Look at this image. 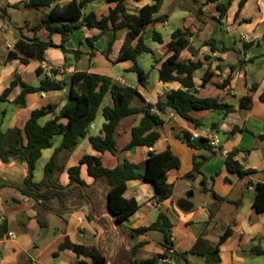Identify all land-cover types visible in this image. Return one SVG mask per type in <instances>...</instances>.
Returning a JSON list of instances; mask_svg holds the SVG:
<instances>
[{
	"label": "crops",
	"instance_id": "0c3cea01",
	"mask_svg": "<svg viewBox=\"0 0 264 264\" xmlns=\"http://www.w3.org/2000/svg\"><path fill=\"white\" fill-rule=\"evenodd\" d=\"M70 1L72 0H57L55 4L63 6ZM195 1L197 4L194 0H163L155 17L168 14V20L150 27L143 35L145 44L154 55H142L137 59V65L148 76L145 85L140 86L138 80L130 76L135 74L130 72L132 62L114 63L126 30L100 35L98 30L81 27L70 35L65 44L67 53L50 48L45 52V61L40 62L16 51L15 44L22 35L27 38L36 36L41 41H52L59 45L60 34L47 35L44 31H33L46 18L50 9L25 8L24 3L28 0H0V98L16 76L22 82L38 87L45 77L44 67L47 65L54 70L53 79L67 83L62 91L28 94L23 108L12 104L21 92V88L16 87L5 101H0L2 133L15 127L23 129L32 112L48 104L56 105V112H59L68 101L69 84L72 75L77 72L106 76L121 85L135 88L139 97L133 100L134 107L140 106L143 101L155 104L166 93L183 89L177 82L162 83L158 78L160 64L165 59L163 46L170 41L171 34L180 28L190 29L194 36L190 40V49L183 51L179 60L183 63H203L193 73V83L198 90L197 97L217 99L219 103L234 108L228 114L208 110L191 111L190 116L199 122L198 126L171 111L159 114L163 125L157 128L160 139L156 145L153 148L135 147L121 152L131 140L132 128L142 118L141 115L127 117L115 131L116 148L120 152L118 157L109 152H95L88 137L81 139L73 152L58 153L55 169L62 186L69 183L68 169L77 166L85 155L99 156L102 165L108 169L115 168L120 160L143 164L149 152L159 153L167 148L179 159L180 168L168 173V182L173 186L172 195L163 203L156 202L154 189L150 184L140 181L128 183L125 197L135 199L138 210L120 225L114 223L106 210V186L103 183L95 185L93 178L87 174L86 166L81 165L80 178L86 185L95 186L98 204L94 206L89 203L81 210L65 215L64 224L61 219L49 214L42 220L43 227H40L33 200L23 197L14 188L27 175L26 166L17 162L4 164L0 161V223L5 221L7 224V233L0 239V264H92L90 259L77 256L69 250L54 257L53 253L65 238L73 244L99 247L108 260L107 264H116L120 251L125 249L129 251L127 264L145 259L146 255L162 254L166 247L164 236L160 232L131 235L133 230L154 223L160 212L172 224L170 247L178 255L187 254L185 259L188 264H206L203 257L188 254L199 237L203 236L209 243L216 245L226 230H230V235L219 246V264H264V214H256L252 205L255 185L264 183V101L260 100L264 96V0H247L240 12L239 1H234L226 17L218 23L227 28L220 36H215V31H210L209 27L210 22L215 21L208 18L218 15L215 4L202 8L206 16L201 17L204 23L197 32L195 13L205 0ZM152 2L127 0L126 8L129 13L134 14ZM114 6V3L107 0H97L85 7L82 14L94 12L97 18H101L107 16ZM4 10L7 13L6 19ZM237 12L238 16L235 18ZM154 31L161 36L162 45L153 42ZM241 35L251 36L255 41L245 43L240 40ZM93 37H97V40L91 41ZM110 42L113 43L111 52L106 58L104 53ZM245 44L253 46L246 51ZM10 52L17 53L18 59L7 62ZM74 52L79 55L75 57ZM205 57L208 58L207 61ZM20 59H27L28 63L21 64ZM155 60L159 63H155ZM207 69L214 76L201 89V78ZM229 76V85L219 89L217 85ZM251 88H254L253 92L250 91ZM245 96H251V107L247 111L239 110V100ZM111 105V96L107 94L90 126L89 136L101 134L104 119L100 122L98 117L102 115L104 107ZM51 118L52 116L44 118L42 124ZM232 132L234 133L231 134ZM182 133H188L193 147L179 140L178 136ZM209 135L217 137L219 152H213L209 146H199L200 140H206ZM60 143L61 138L57 137L53 140L52 148L42 151L33 174L34 182L43 179L44 166ZM231 152H236L235 160L244 170L255 173L243 177L229 173L225 161ZM195 156L208 157L201 167L206 179L204 192L201 185L202 175L193 180L184 178L192 171ZM8 233L14 234L15 239H8ZM139 244L144 245L134 254L133 249ZM252 249L261 250L262 254L253 255Z\"/></svg>",
	"mask_w": 264,
	"mask_h": 264
},
{
	"label": "trees",
	"instance_id": "16d2710c",
	"mask_svg": "<svg viewBox=\"0 0 264 264\" xmlns=\"http://www.w3.org/2000/svg\"><path fill=\"white\" fill-rule=\"evenodd\" d=\"M57 0H28L24 3L28 9H50L46 18L42 19L39 26L33 31H44L47 35L60 34L61 43L55 45L52 41L44 42L38 37L27 38L20 35L15 49L30 58H34L40 62L45 61V52L50 48L60 49L63 53H67L65 44L70 39V35L79 30L81 27L87 30H98L100 35L105 32L116 33L126 30L122 46L114 63L130 61L133 66L130 72L137 76L138 84L145 85L147 74L137 65L138 57L142 55L153 56L152 50L145 44L143 35L147 29L159 23H165L168 20V14L155 17L163 3V0H152V4L145 5L137 10L134 14L129 13L126 8L127 0H107L114 3L115 6L109 10L107 16L97 18L94 12L85 15L82 10L97 0H72L63 6L56 5ZM141 2L143 0H130ZM236 0H205L204 4H200L195 13L196 22L198 24L197 32L204 23L201 17L206 14L202 8L209 4H215L217 16L208 19L220 23L225 18L232 3ZM238 12L244 7L247 0H238ZM194 3L197 2L194 0ZM17 8V6H13ZM238 12L235 18L238 16ZM4 18L7 13L3 11ZM194 34L188 28L176 29L171 34L170 41L163 46V54L165 59L161 62L158 70V78L162 83L177 82L183 89L172 90L159 98L155 104L142 102L138 107L132 106L135 98L139 94L135 88L121 85L111 78L98 74H88L77 72L72 75L70 81V90L68 101L65 106L56 112L57 106L48 104L40 109L34 110L30 118L26 121L23 129L12 128L6 132H0V161L4 164L17 162L23 164L27 168V175L19 185L14 188L23 196L32 199L34 202V210L36 211V219L40 227H43V219L45 216L52 214L61 219L62 224L65 221V215L81 210L83 207L91 203L96 206L98 196L95 192V186L86 185L80 178V167L85 165L87 174L93 178L95 185L103 183L106 186L105 206L109 215L113 218L115 224L120 225L122 222L133 215L138 210L135 199L126 198L125 193L130 181H140L150 184L154 189V199L157 203L167 201L173 191V186L168 182V173L180 168L179 159L174 156L169 148L162 152H149L143 164L130 163L127 160H120L119 164L108 169L102 165L99 156L85 155L79 161L77 166L68 169L69 183L62 186L56 176V157L58 153L65 151L71 153L77 147L81 139L88 137L89 144L92 149L103 154L111 153L118 157L119 151L116 148L115 131L120 122L130 116L141 115L139 124L131 130V140L121 152L129 151L135 147L153 148L160 139L157 128L163 125V120L159 114H165L168 111L174 112L183 120L190 121L195 126L199 125L196 119L190 116L191 111L208 110L213 112H222L228 114L234 111L232 106L225 103H219L213 98H198V90L193 83V73L203 66V63L187 62L183 63L179 60L180 54L190 49V40ZM97 37H93L91 41H96ZM153 42L162 45L163 41L157 32H153ZM112 42L108 44V49L104 53L108 58L111 52ZM252 44H245L244 49L250 50ZM224 52V50H220ZM75 57L79 55L74 52ZM18 59L17 53L10 52L7 62ZM207 61L208 58L205 57ZM21 64H27V59H20ZM155 63H159L155 60ZM220 69V68H217ZM233 67H231V71ZM40 74L41 72L38 71ZM214 73L207 69L202 78L199 88H204L213 78ZM230 76L221 84L217 85L219 89H224L229 85ZM21 88L20 94L12 102L16 107H25L26 96L32 93L62 91L67 87L65 81H57L53 78L44 77L38 87L31 86L16 76L10 83V86L4 90L0 101L13 92L16 87ZM254 91V88L250 90ZM107 94H110L112 105L104 107L102 117L104 124L101 134L89 136L90 126L96 119L98 110L103 103ZM264 101V96L260 97ZM251 107V96L242 97L239 100V110H249ZM48 116H52L44 124L42 120ZM232 132L231 134H233ZM57 137L61 138V143L56 148L44 166V176L40 182H34L33 174L36 164L41 158L44 150L53 147V140ZM179 140L193 147L191 138L188 133H182L178 136ZM200 147H207L208 142L204 139L200 140ZM236 152L227 155L225 166L229 173L237 174L240 177L252 175L255 172L244 170L243 167L235 160ZM208 157L202 156L193 158L192 171L187 173L184 178L193 180L198 175H202L201 167ZM205 177L203 176L201 185L202 191H206ZM253 209L256 214H264V183L255 185V193L253 198ZM150 231H157L163 234L166 250L162 254L153 255L151 257L132 261L131 264H162L161 260L167 256L172 238V224L168 217L160 212L157 219L148 227L135 229L131 232L132 236L143 235ZM7 233V224L5 221L0 223V239ZM230 235V230H226L219 238L216 245H212L203 236L199 237L189 255L203 257L206 264H219V246ZM144 244H139L133 251L134 254ZM69 250L77 256H82L91 260L92 264H107L108 260L104 256L101 249L97 246H82L73 244L68 238L58 246L57 251L53 253L57 257L60 252ZM251 254L261 255L262 251L252 249ZM177 255L185 260V255ZM19 264H28L19 263ZM78 264H84L79 262Z\"/></svg>",
	"mask_w": 264,
	"mask_h": 264
},
{
	"label": "built area",
	"instance_id": "2783aa9c",
	"mask_svg": "<svg viewBox=\"0 0 264 264\" xmlns=\"http://www.w3.org/2000/svg\"><path fill=\"white\" fill-rule=\"evenodd\" d=\"M240 40L244 41L245 43H252L255 41V38L251 37V36H245V35H241L240 36ZM9 48H11L10 45H8ZM44 73L45 76L48 78H53L54 77V70L51 66L47 65L44 67ZM195 137V136H194ZM206 141L208 142V146L209 148L213 151V152H219V141L217 139L216 136L214 135H209L206 137ZM6 237L8 239H15L14 234L12 233H8L6 235ZM172 242V238L170 240ZM174 254V250L172 248L169 249L167 256L165 258H163L161 260L162 264H171V256Z\"/></svg>",
	"mask_w": 264,
	"mask_h": 264
},
{
	"label": "rangeland",
	"instance_id": "374dc122",
	"mask_svg": "<svg viewBox=\"0 0 264 264\" xmlns=\"http://www.w3.org/2000/svg\"><path fill=\"white\" fill-rule=\"evenodd\" d=\"M209 27H210V31H213V32L215 31V36H220V35L224 34L225 30L227 29L226 26L219 25L217 22H210ZM130 76H132L135 80H137V76L135 74H131ZM152 83H153V80L150 81V84H152ZM98 118H99L100 122L103 120L102 115H99ZM128 257H129V251L127 249L121 250L120 254H119L118 261L116 262V264H127ZM144 257L145 258L151 257V255H146ZM180 260L183 262H187L186 259L184 260L183 258H180L177 255L171 256V264H181ZM197 262H199V261H197ZM187 264H188V262H187Z\"/></svg>",
	"mask_w": 264,
	"mask_h": 264
},
{
	"label": "water",
	"instance_id": "95a60500",
	"mask_svg": "<svg viewBox=\"0 0 264 264\" xmlns=\"http://www.w3.org/2000/svg\"><path fill=\"white\" fill-rule=\"evenodd\" d=\"M258 49H260V48H258ZM183 264H187V262H183Z\"/></svg>",
	"mask_w": 264,
	"mask_h": 264
}]
</instances>
